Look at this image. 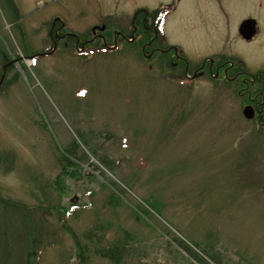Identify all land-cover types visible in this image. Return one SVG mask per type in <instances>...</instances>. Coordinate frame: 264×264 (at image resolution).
<instances>
[{"label":"rangeland","instance_id":"374dc122","mask_svg":"<svg viewBox=\"0 0 264 264\" xmlns=\"http://www.w3.org/2000/svg\"><path fill=\"white\" fill-rule=\"evenodd\" d=\"M13 1L0 0V77L13 61L0 88L7 238L17 208L30 237L52 243L37 264H78V241L91 258L127 246L129 264H200L194 253L217 264L202 249L221 264H264V128L243 114L245 83L223 72L173 80V43L193 67L224 56L264 69V0ZM164 7L167 53L98 37L131 38L134 14ZM54 17L79 38L40 55ZM248 19L251 42L238 32Z\"/></svg>","mask_w":264,"mask_h":264},{"label":"flooded vegetation","instance_id":"af4514ba","mask_svg":"<svg viewBox=\"0 0 264 264\" xmlns=\"http://www.w3.org/2000/svg\"><path fill=\"white\" fill-rule=\"evenodd\" d=\"M142 12V18L138 16L139 12L133 16V30L130 34L131 38L129 35L126 36L121 31H116L114 34V44L112 46L108 42L107 34L100 32V34H98L99 39H102V42L105 43L107 47L115 48L120 40L129 42L135 41L137 38L138 43H142V51L147 57L152 58L157 52L167 53L166 51L168 49H163L161 45L163 35H160V28L158 27L159 24H157L156 21L157 17L155 15L148 17V13L145 12V10H142ZM57 18L58 17H54L49 31L50 44L52 47L51 49L43 50L40 55H51L55 53L58 49L61 39L63 38L68 36L78 37L73 31L64 30L65 22ZM240 27L241 24L238 29L239 35L244 38ZM104 28H106V26H104ZM258 31L259 30L256 25L255 34L252 36V38L244 39L247 42H251L257 35ZM86 41L87 40L84 42ZM86 44L87 43L83 44V49L81 51L86 49ZM170 47L171 46H169V48ZM183 52L184 50L181 45L173 43V80L184 76L188 80L193 81L200 76H204L206 73L211 75L213 78H217L221 72H223L227 78V81L233 82L235 84L240 83L239 81L245 83L243 86L244 92L242 93L239 91L240 95L247 96V103L245 106H252L254 110V117L252 119L259 127L264 128V69L252 74L248 71H245L244 69H240L238 66H235V64L231 61L226 63L227 60H225L224 56L220 59L222 61H218L217 63H215L216 61L214 58L210 59L209 61L205 59L199 65L193 67L186 56L183 55ZM10 61L11 60L6 61L4 65ZM9 66L7 67V70ZM213 71L215 72L213 73ZM245 92L247 93L245 94Z\"/></svg>","mask_w":264,"mask_h":264},{"label":"trees","instance_id":"16d2710c","mask_svg":"<svg viewBox=\"0 0 264 264\" xmlns=\"http://www.w3.org/2000/svg\"><path fill=\"white\" fill-rule=\"evenodd\" d=\"M8 3L10 6L15 4L13 0H8ZM166 11H168V9L167 7H164L158 9L156 12V21L157 24H159L158 27L160 28L161 36V22ZM7 210H11L10 206H5L4 202L0 200V216L2 212ZM12 211L11 213L19 218V224L12 226V230L14 232L12 241H10L5 235V230L0 228V264H37L40 254L45 246L52 243L49 242L44 244V242H41L42 240H40L39 237L34 238V235L30 237L31 233H29V229L30 227L34 228V226L32 227V225L29 226L27 224L25 216L28 212L26 210L22 212L20 209L15 208ZM37 230L38 229H36V231ZM77 243L79 250L76 254V260L78 264H129V261L126 260L128 257L127 246L120 243L111 246L102 245V247L100 245L95 249V251H93L92 258L90 254L86 253L87 244L81 245L79 241ZM180 244L184 247V250H187L186 248L190 249L189 246H186L181 242ZM202 251H205L217 264L222 263L221 259L218 258L217 255L212 254L206 249H202ZM193 256L200 264H209L202 256L196 253H194ZM93 257H96L99 260L95 262Z\"/></svg>","mask_w":264,"mask_h":264},{"label":"water","instance_id":"95a60500","mask_svg":"<svg viewBox=\"0 0 264 264\" xmlns=\"http://www.w3.org/2000/svg\"><path fill=\"white\" fill-rule=\"evenodd\" d=\"M57 19H61V18L58 17ZM255 24H256L255 21L251 20V19L245 20L241 23L240 30H241V33H242L244 38H246V39L252 38V36L255 34V30H256ZM113 47H115V46H113ZM12 63H13V61L11 60L10 62H8L7 64H5L3 66V72H2L1 77H0V88H1L2 84L4 83L6 73H7V67L9 65H11ZM243 114L246 118L252 119L254 117V110H253L252 106L251 105L245 106L243 109Z\"/></svg>","mask_w":264,"mask_h":264},{"label":"snow or ice","instance_id":"6c2138e0","mask_svg":"<svg viewBox=\"0 0 264 264\" xmlns=\"http://www.w3.org/2000/svg\"><path fill=\"white\" fill-rule=\"evenodd\" d=\"M83 95V93H81Z\"/></svg>","mask_w":264,"mask_h":264}]
</instances>
